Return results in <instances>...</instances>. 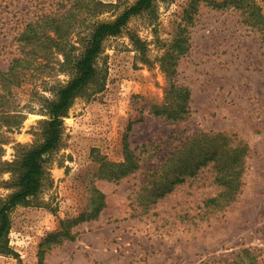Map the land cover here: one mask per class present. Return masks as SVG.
Here are the masks:
<instances>
[{
	"label": "rangeland",
	"instance_id": "obj_1",
	"mask_svg": "<svg viewBox=\"0 0 264 264\" xmlns=\"http://www.w3.org/2000/svg\"><path fill=\"white\" fill-rule=\"evenodd\" d=\"M79 1L0 0L3 72L33 45L21 39L29 24L42 35L26 68L0 79V206L16 190L10 164L44 140L45 106L74 76L94 23L138 0ZM189 2L153 0L104 38L98 77L75 96L62 142L45 156L42 190L9 212L0 264H230L245 247L264 264V39L241 10L206 0L187 23ZM173 83L190 89L188 111L157 114L175 104ZM222 141L242 153L228 203L209 160ZM94 186L105 208L72 223L92 210Z\"/></svg>",
	"mask_w": 264,
	"mask_h": 264
},
{
	"label": "trees",
	"instance_id": "obj_2",
	"mask_svg": "<svg viewBox=\"0 0 264 264\" xmlns=\"http://www.w3.org/2000/svg\"><path fill=\"white\" fill-rule=\"evenodd\" d=\"M79 1V0H78ZM208 4L216 7H235L241 10V15L244 17V21L250 24L253 28L261 32L264 39V10L260 5H257L252 0H206ZM80 2V1H79ZM200 0H190L188 7L182 11L183 19H188L189 23L193 11L196 10ZM153 0H138L134 5L129 7L125 12L119 15L114 21H102L100 23H94V28L91 32V38L87 47L81 54V56L72 65L71 70H75L74 76L66 83L59 86L55 98H53L45 106L48 108L50 118L45 121L44 128V140L39 144L28 147L21 158L15 160L10 164L11 170L16 172V177L13 180L12 185L16 187V190L8 196V198L0 206V240H2L11 226L10 210L17 204L27 203L31 197H35L39 194L43 187V180L45 176L44 160L47 154H50L53 150L57 149L62 142V116L66 113L70 105L72 104L75 96L83 90L90 82L94 81L98 77V67L96 65V58L102 51V44L104 38L112 35H118L121 33L123 26L127 23L129 18L139 13L144 9H148L152 6ZM70 17V16H69ZM71 18V17H70ZM61 19L48 18L46 26L53 25L58 30ZM39 24H29L25 29L22 40L24 41V47L30 46L31 48L26 51V54H33L37 50L36 41L41 40V33H38L37 28ZM43 33V32H42ZM49 41H54L58 46L62 45L59 38L50 36ZM58 39V40H57ZM15 57L7 71L0 69V79L3 85L7 84L6 80L11 78V74H19V67L26 68L24 62L28 63V56ZM170 55V53H168ZM68 60L66 57L64 61ZM14 75V76H15ZM170 90H174L175 104L172 106H163L158 108L156 113L161 114L166 111L167 108H171L173 117H178L181 113L188 111V101L190 98V89L183 86H175L173 83ZM181 99V100H179ZM198 134L197 138H202L205 143L212 144L214 140L210 139L208 134ZM226 135H219L220 140H225ZM218 152H214L209 160L215 161V168L217 170V179L221 181L224 190L219 194V200L228 203L233 200L235 194L239 189V168L241 166L242 153L234 148L233 145L222 141ZM132 153V151H130ZM198 168V167H197ZM129 169L120 172L119 176L127 173ZM185 178H181L183 181ZM94 196L92 198L93 208L89 212H83L79 216L71 219V222L78 224L86 219H93L100 215L105 208L107 202L105 200V194L97 187H93ZM217 198H211L209 201H215ZM64 222H61L63 226ZM230 264H261L258 256L254 253V248L245 247L242 248L235 256L234 260Z\"/></svg>",
	"mask_w": 264,
	"mask_h": 264
}]
</instances>
